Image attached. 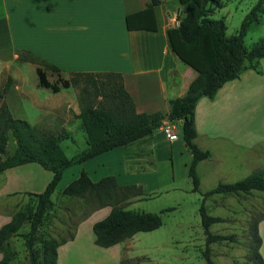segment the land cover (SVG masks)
Segmentation results:
<instances>
[{"label":"crops","instance_id":"crops-1","mask_svg":"<svg viewBox=\"0 0 264 264\" xmlns=\"http://www.w3.org/2000/svg\"><path fill=\"white\" fill-rule=\"evenodd\" d=\"M148 1L0 0V52L8 54L7 58L0 59V84L4 85L7 78L11 80L0 103L6 101L13 118L51 133H66L59 140L60 147L62 142H66L67 148L76 141L83 142L86 147L81 127L82 135L76 139L73 125L66 118V115L70 118L78 114L76 99L70 96L62 103H50L70 87L61 88L57 93L39 87L37 65L17 60L18 55L26 51L56 67L58 76L64 80L73 73L119 74L135 113L165 114L168 101L183 97L197 74L178 59L169 45L167 31L177 27L176 18L182 14L178 0H161L149 12L145 11ZM41 70L49 83L56 81V73ZM30 74L33 76L31 83L27 77ZM249 108L257 115L251 128L248 122L243 124V117L249 116ZM29 109L33 120L25 118ZM263 109L264 58L253 63V67L245 68L237 79L224 83L211 99L202 97L197 101L194 144L209 152V158L196 166L198 188L202 164L209 166V177L217 176L227 184L237 181L239 175L243 179L254 171L264 170ZM75 122V128L80 126L79 120ZM163 124L161 122V126L142 139L68 167L57 186L63 178H67L66 181L58 192L56 186L53 194L60 193L80 172L91 182L112 176L119 186L140 187L145 198H134L129 206L162 193H189L191 186L181 189L176 184L187 178L191 155L180 140L179 124L175 129L176 140L172 142L165 139ZM80 151L75 150L71 156ZM42 174L45 180L38 191L12 187L0 196L40 193L51 176L47 171ZM2 183H5L4 178ZM128 207L126 209L131 210ZM109 210V207L92 208L71 223V238H65L56 248V264H119L122 258H132L130 250L136 234L109 248L93 244L91 226L103 219ZM9 218L6 217L0 226ZM256 230L260 238L258 253L263 259L264 218L258 222Z\"/></svg>","mask_w":264,"mask_h":264},{"label":"trees","instance_id":"trees-1","mask_svg":"<svg viewBox=\"0 0 264 264\" xmlns=\"http://www.w3.org/2000/svg\"><path fill=\"white\" fill-rule=\"evenodd\" d=\"M161 0H149L146 10L160 3ZM182 14L178 15L177 27L167 31L169 45L173 53L183 63L193 69L197 76L189 84L186 94L181 98L168 101L165 114H137L132 101L123 88L121 77L116 73H73L64 80L58 76V69L38 59L29 52H22L17 57L20 62L37 65L36 75L39 87L57 93L61 88L77 87L76 96L80 127L85 135L86 147L71 157H66L59 145L64 138L61 134L29 125L26 121L13 118L8 107L0 103V174L4 171L25 164H36L51 174L49 181L40 193H24L28 202L14 212L9 221L0 226V264H10L15 252L9 247L12 238L19 237L27 255L28 264H56V248L65 241L39 236V228L44 218L53 207L51 195L60 181L65 169L92 159L114 148L124 147L142 139L161 126V120L180 122V140L191 155L186 176L191 183V193H199V180L196 173L198 163L209 158V152L199 149L194 144V108L197 101L204 97L211 99L216 91L226 82L235 80L248 66L253 67L258 59L264 58V41L255 43L246 49L243 37L250 25L258 22L263 12V0L251 7L242 19L237 32L231 36L225 34L222 19L212 20L213 11L222 8L221 0H178ZM41 68L56 73L57 78L49 83ZM11 86L6 79L3 92ZM3 92H0V99ZM14 142L11 154H6L8 139ZM252 191L264 194V170L254 171L247 177L228 184H217L200 193L197 213L204 236L200 255L205 264H213L209 257V245L223 241H232L233 236L211 234L208 228L220 222V217L206 213L203 200L212 195L250 194ZM66 198L87 199L95 209L109 207V213L91 226L93 244L100 248H109L131 238L137 233H148L161 226L160 214L172 211L166 208L159 213H148L126 209L131 199H144L140 187L119 186L112 176L91 182L84 172L69 182L59 193ZM254 221L252 234L256 235ZM27 226L26 232L21 230ZM68 239L71 235H68ZM260 239L256 238L254 248L247 257L248 264H264L257 252ZM122 264V260H121ZM137 264V263H136Z\"/></svg>","mask_w":264,"mask_h":264},{"label":"rangeland","instance_id":"rangeland-1","mask_svg":"<svg viewBox=\"0 0 264 264\" xmlns=\"http://www.w3.org/2000/svg\"><path fill=\"white\" fill-rule=\"evenodd\" d=\"M221 1L222 8L213 11L210 19H222L226 28V36H231L237 32L242 19L257 0ZM261 40L264 41V10L259 15L258 22L250 25L247 29L243 37V45L246 49H249ZM7 57V52H0V59L3 60ZM27 77L29 83H31L33 80L32 74L27 75ZM2 86L0 84V92H3ZM3 93L6 94L7 90ZM77 93V87H70L69 90L64 92L63 96L61 95L58 100L50 103H62L63 100L70 98V96L76 99ZM252 110V108H249V116L243 117V124L247 125L248 122L249 128L257 120V115ZM13 116H16L15 113ZM25 116L26 120H33L34 118L30 109L29 112L25 113ZM66 118L73 125V133L76 139H78L82 133L80 126L75 128V116L73 115L69 118L66 115ZM258 118H261L260 115ZM172 123L176 129L177 122ZM57 134H61V132H57ZM63 135H66V133L63 132ZM10 141L7 142L6 154H11L14 149L13 140L10 139ZM65 145L66 142L61 143L64 155L68 158L75 150L80 151L84 149V144L80 141H76L75 145H67V148H65ZM32 166L36 168H15L1 173L0 181L4 178L5 183L0 184V194H3L12 187L38 191L40 185L45 180V176L42 174L45 171L41 170L36 164ZM199 168L201 174V185L198 188L199 193L174 191L162 193L148 201H143L133 206H129V203L126 204V207L129 206L128 208L131 210L156 214L166 208L174 207V209L160 214L161 226L158 229L148 233L136 234L133 249L130 250L132 258H122V264H205L200 255L204 244V236L199 225L197 213L198 204L201 199L200 193L213 188L219 183H227H223L217 176L213 178L209 177V166L202 164ZM240 178L242 177L239 175L236 180L239 181L241 180ZM66 179L63 178L57 186V192ZM176 185L184 189L187 186H191V183L188 178H185V181ZM57 192L50 197L53 207L48 210L38 234L42 238L51 237L60 241L70 235L71 223L80 217V214H85L94 207L87 199L66 198L59 193L57 194ZM28 200L29 198L24 193L0 196V224L6 220V217H10L14 212L21 209ZM203 204L208 215L223 219V222L211 225L208 228L209 232L211 234L233 236L232 241L212 243L208 246L211 262L213 264H248L247 257L253 251L255 239L259 238L257 230L255 237L252 234L254 221L264 218V194L256 191H252L250 194L239 195L217 194L205 198ZM258 222L255 228H257ZM64 229L66 233H63ZM26 230L27 226L21 232H26ZM262 232L264 234V230ZM62 235L64 236L61 237ZM9 247L15 252V258L10 264H28L23 242L19 237L12 238L9 242ZM262 257L264 259V253ZM121 260L119 264H121Z\"/></svg>","mask_w":264,"mask_h":264},{"label":"built area","instance_id":"built-area-1","mask_svg":"<svg viewBox=\"0 0 264 264\" xmlns=\"http://www.w3.org/2000/svg\"><path fill=\"white\" fill-rule=\"evenodd\" d=\"M162 132L166 140L172 142L176 140L175 125L172 122L163 124Z\"/></svg>","mask_w":264,"mask_h":264},{"label":"water","instance_id":"water-1","mask_svg":"<svg viewBox=\"0 0 264 264\" xmlns=\"http://www.w3.org/2000/svg\"><path fill=\"white\" fill-rule=\"evenodd\" d=\"M180 14H181V12H180ZM161 122L166 123L167 122V117L166 116L163 117V119L161 120ZM178 124L180 125V122H178Z\"/></svg>","mask_w":264,"mask_h":264}]
</instances>
